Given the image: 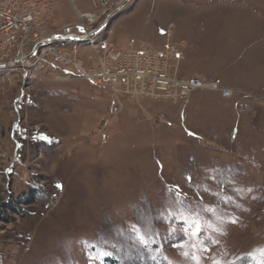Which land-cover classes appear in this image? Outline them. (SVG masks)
<instances>
[{"label": "rangeland", "instance_id": "obj_1", "mask_svg": "<svg viewBox=\"0 0 264 264\" xmlns=\"http://www.w3.org/2000/svg\"><path fill=\"white\" fill-rule=\"evenodd\" d=\"M111 3L122 8L92 25L95 39L122 54L175 43L172 75L233 95L131 97L62 66L29 81L0 73V264H259L264 0ZM78 12L102 10L53 0L46 33L82 23ZM56 47L99 66L97 45Z\"/></svg>", "mask_w": 264, "mask_h": 264}, {"label": "built area", "instance_id": "obj_2", "mask_svg": "<svg viewBox=\"0 0 264 264\" xmlns=\"http://www.w3.org/2000/svg\"><path fill=\"white\" fill-rule=\"evenodd\" d=\"M89 1L102 12H78L82 23L65 27L56 37L46 33L51 26L53 0H0V73L20 74L24 81H29L33 76L44 77L43 72L50 68L62 66L75 68L79 73L77 79L113 85L115 94L120 93L118 85L122 81L125 93L131 97L147 95L157 100L187 101L196 90L220 91L224 98L232 97L233 92L223 89L215 80H180L172 75L170 69L183 57L175 43L168 42L165 52L141 49L125 54L109 43L102 44L94 38L92 25L102 16H106L107 25L120 9L112 10L111 0ZM103 29L99 26L98 33ZM58 43L90 44L95 50L97 45L102 49V55L97 53L98 68L87 72L70 54L59 50Z\"/></svg>", "mask_w": 264, "mask_h": 264}, {"label": "trees", "instance_id": "obj_3", "mask_svg": "<svg viewBox=\"0 0 264 264\" xmlns=\"http://www.w3.org/2000/svg\"><path fill=\"white\" fill-rule=\"evenodd\" d=\"M35 202H36V194L35 192H31L28 194L27 198L21 204L25 206H31L35 204ZM106 264H117V262L115 260H112V261H108V263L106 262Z\"/></svg>", "mask_w": 264, "mask_h": 264}, {"label": "snow or ice", "instance_id": "obj_4", "mask_svg": "<svg viewBox=\"0 0 264 264\" xmlns=\"http://www.w3.org/2000/svg\"><path fill=\"white\" fill-rule=\"evenodd\" d=\"M59 187V185H57ZM261 256H264V249L260 251ZM259 264H264V260L260 261Z\"/></svg>", "mask_w": 264, "mask_h": 264}, {"label": "crops", "instance_id": "obj_5", "mask_svg": "<svg viewBox=\"0 0 264 264\" xmlns=\"http://www.w3.org/2000/svg\"><path fill=\"white\" fill-rule=\"evenodd\" d=\"M122 8V7H121ZM121 8H119V9H121Z\"/></svg>", "mask_w": 264, "mask_h": 264}]
</instances>
